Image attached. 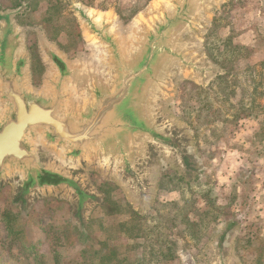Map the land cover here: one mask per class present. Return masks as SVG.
I'll return each mask as SVG.
<instances>
[{"label": "rangeland", "instance_id": "374dc122", "mask_svg": "<svg viewBox=\"0 0 264 264\" xmlns=\"http://www.w3.org/2000/svg\"><path fill=\"white\" fill-rule=\"evenodd\" d=\"M152 1L0 0V8H20L15 20L41 87L43 36L73 63L99 58L77 7L108 16L129 35ZM193 45L209 75L175 78L162 103L184 132L191 169L171 155L155 158L143 199L87 166L99 200L82 214L60 193L21 205L6 183L0 264H209L222 242L232 264H264V0L215 3Z\"/></svg>", "mask_w": 264, "mask_h": 264}, {"label": "water", "instance_id": "95a60500", "mask_svg": "<svg viewBox=\"0 0 264 264\" xmlns=\"http://www.w3.org/2000/svg\"><path fill=\"white\" fill-rule=\"evenodd\" d=\"M219 1L153 0L129 35L108 16L77 7L99 58L73 63L43 36L48 70L41 87L33 84L15 20L20 8H0V187L13 183L21 205L60 193L82 214L99 200L87 166L143 199L155 158L171 155L191 169L184 132L169 122L162 103L175 78L209 75L193 41ZM209 264H232L223 242Z\"/></svg>", "mask_w": 264, "mask_h": 264}, {"label": "trees", "instance_id": "16d2710c", "mask_svg": "<svg viewBox=\"0 0 264 264\" xmlns=\"http://www.w3.org/2000/svg\"><path fill=\"white\" fill-rule=\"evenodd\" d=\"M16 2H15V4H19V0H15Z\"/></svg>", "mask_w": 264, "mask_h": 264}, {"label": "flooded vegetation", "instance_id": "af4514ba", "mask_svg": "<svg viewBox=\"0 0 264 264\" xmlns=\"http://www.w3.org/2000/svg\"><path fill=\"white\" fill-rule=\"evenodd\" d=\"M72 102H73V100L70 101V103H72Z\"/></svg>", "mask_w": 264, "mask_h": 264}, {"label": "bare ground", "instance_id": "6f19581e", "mask_svg": "<svg viewBox=\"0 0 264 264\" xmlns=\"http://www.w3.org/2000/svg\"><path fill=\"white\" fill-rule=\"evenodd\" d=\"M100 17V16H99Z\"/></svg>", "mask_w": 264, "mask_h": 264}]
</instances>
